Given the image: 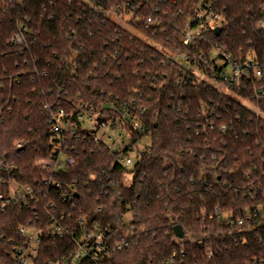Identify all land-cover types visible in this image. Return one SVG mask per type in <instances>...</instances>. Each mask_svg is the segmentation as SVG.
Masks as SVG:
<instances>
[{
  "label": "trees",
  "instance_id": "16d2710c",
  "mask_svg": "<svg viewBox=\"0 0 264 264\" xmlns=\"http://www.w3.org/2000/svg\"><path fill=\"white\" fill-rule=\"evenodd\" d=\"M126 1L0 0V194L11 183L32 189L17 202L0 201V264H20V227L40 239L32 264H63L82 234L81 219L86 228H109L111 244L128 245L78 264H164L173 252H182L183 264H264V217L233 233L216 217L264 207V101L252 100L247 81L223 91L205 80L216 48L264 65V0H130L127 25L138 35L105 15ZM198 7L222 18L219 32L208 28L184 44ZM18 33L20 45L12 42ZM181 53L202 55L207 65L187 68ZM45 104L72 121L79 104L92 107L100 120L128 130L131 143L149 136L150 144L126 166L79 133L61 148L73 165L39 168L52 154ZM57 224L64 231L52 233Z\"/></svg>",
  "mask_w": 264,
  "mask_h": 264
},
{
  "label": "built area",
  "instance_id": "2783aa9c",
  "mask_svg": "<svg viewBox=\"0 0 264 264\" xmlns=\"http://www.w3.org/2000/svg\"><path fill=\"white\" fill-rule=\"evenodd\" d=\"M129 1L130 0H127L123 7H120L117 4L110 6L105 10V15L118 23H127L134 16L133 11L129 8ZM89 5L92 7L94 6L91 2H89ZM221 20L222 18L218 14L211 12L210 7H198L194 20L188 21L185 25L183 31V43L188 44L195 35L206 32L208 28L213 27L215 29L220 25ZM152 22L153 19L151 17L147 18L144 22V27H148ZM258 24L259 27L264 30V17L259 19ZM12 42L13 44H22L24 42L23 35L18 33L13 37ZM213 53H215V55ZM212 57H218V60H224V65L221 67L218 66L217 60L215 65L211 68V79L206 76V81L213 83L223 91H226L230 86L239 85L241 81H247L251 86L252 100L259 102L264 101V65L251 56H247L245 61L240 62L225 53L221 48H216L212 52L211 58ZM177 59L180 64L187 68H197L201 65L206 66L208 61L202 55H199V57H192L189 53H181ZM226 65L231 69L229 75H224ZM248 105L250 107H247L256 115L261 113L259 105ZM43 107L48 115V123L51 126L49 132L51 139L50 143H52V154L37 162L39 168L49 169L52 167L58 169L73 165L75 163L74 157L64 153L61 148L65 139L75 138L79 140L81 138L79 133L83 136V140L89 137V139L93 140L95 143H101L102 147L107 150L109 156H116L117 160L123 165L129 166L133 164L134 161L132 154L136 153V158H138L141 150L137 152V142H130L129 131L121 127L118 121L100 120L98 111L92 107L79 104L75 121H72L66 116L64 109L60 106L55 110H53L51 105L48 104H45ZM77 123L80 124V127H78ZM131 127L136 131H143L138 121H133ZM221 129L222 131L225 130L224 127H221ZM16 146L21 147L22 143L17 142ZM62 155L65 157L64 160H61ZM55 186H59V184L56 183ZM26 194L32 195V189L29 186L21 187L15 183H11L10 191L4 195L0 194V201L4 199L6 202H17L24 198ZM216 217L227 221V225L230 227V233H233L234 228L238 226L240 227L243 222H248L246 230H251L254 227L251 220L257 217H264V207L258 205L253 210L246 211L242 218L233 219L230 213L217 214ZM85 224L84 219L78 221L79 227L82 228V234L76 241L74 250L70 251L67 256L63 258V264H78L82 262L83 258H90L92 261L98 262L102 258L110 256L114 250L123 249L128 245L126 241L111 244L108 240V236L111 233L109 228L101 229L96 223L91 224L86 228ZM19 231L23 234L25 242L18 246L16 258L20 264H32V257H34L37 252V245L40 239L32 229L20 227ZM61 231H64V229L59 224L54 225L52 233H60ZM175 241L180 247H184L186 243L185 237L182 239L175 237ZM203 244L204 243L199 242L200 246H203ZM207 257L208 259L214 257L212 251H207ZM182 258V252L180 254L173 252L165 259L164 264H183ZM245 264L250 263L246 262ZM252 264L259 263L255 261Z\"/></svg>",
  "mask_w": 264,
  "mask_h": 264
},
{
  "label": "rangeland",
  "instance_id": "374dc122",
  "mask_svg": "<svg viewBox=\"0 0 264 264\" xmlns=\"http://www.w3.org/2000/svg\"><path fill=\"white\" fill-rule=\"evenodd\" d=\"M122 26H124L128 31H130L131 33L133 34H137V32H135L131 27H129L127 25V23H120ZM215 55V53H213ZM217 65L218 66H223L224 65V60L222 59H219L218 62H217ZM230 67L229 66H225V71H224V75H229L230 74ZM246 104V103H245ZM248 107H250L248 104H246ZM121 139V138H120ZM150 144V138L149 136H143L140 138V140L136 143V150L137 152L142 150L145 146H148ZM64 155L61 156V160H64ZM132 158H133V161L135 162L137 160L136 158V153L135 154H132ZM38 162V161H37ZM131 217H132V214L131 212H128L125 216H124V220L125 221H130L131 220Z\"/></svg>",
  "mask_w": 264,
  "mask_h": 264
},
{
  "label": "water",
  "instance_id": "95a60500",
  "mask_svg": "<svg viewBox=\"0 0 264 264\" xmlns=\"http://www.w3.org/2000/svg\"><path fill=\"white\" fill-rule=\"evenodd\" d=\"M215 32L216 33L219 32V27L215 28ZM173 233H174L175 237L178 239H182L184 237V231L182 230L180 225H176L173 227Z\"/></svg>",
  "mask_w": 264,
  "mask_h": 264
}]
</instances>
